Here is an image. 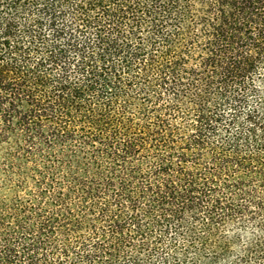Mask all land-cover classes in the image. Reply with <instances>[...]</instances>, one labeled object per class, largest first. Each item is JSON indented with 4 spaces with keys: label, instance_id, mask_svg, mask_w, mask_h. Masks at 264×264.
<instances>
[{
    "label": "trees",
    "instance_id": "obj_1",
    "mask_svg": "<svg viewBox=\"0 0 264 264\" xmlns=\"http://www.w3.org/2000/svg\"><path fill=\"white\" fill-rule=\"evenodd\" d=\"M0 264H264V0H0Z\"/></svg>",
    "mask_w": 264,
    "mask_h": 264
}]
</instances>
